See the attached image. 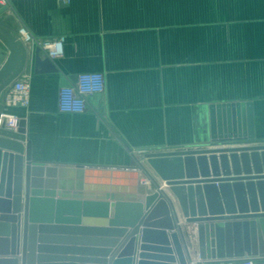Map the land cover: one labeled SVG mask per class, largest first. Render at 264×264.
Instances as JSON below:
<instances>
[{
    "label": "crops",
    "instance_id": "0c3cea01",
    "mask_svg": "<svg viewBox=\"0 0 264 264\" xmlns=\"http://www.w3.org/2000/svg\"><path fill=\"white\" fill-rule=\"evenodd\" d=\"M3 7L0 17L18 37L24 28L33 38L21 75L30 81V104L9 111L27 120L34 161L132 166L140 154L264 142V0H12ZM58 38L65 40L63 57L51 59L58 71L36 74L35 49ZM7 55L0 42V66ZM85 72L104 73L105 92L90 96L84 113L60 112V88ZM2 157L0 150V175ZM147 169L153 193L163 181ZM168 194L187 256L199 259L197 225ZM76 236L78 248L99 246L84 241L96 232ZM88 250L62 256L99 258Z\"/></svg>",
    "mask_w": 264,
    "mask_h": 264
},
{
    "label": "water",
    "instance_id": "95a60500",
    "mask_svg": "<svg viewBox=\"0 0 264 264\" xmlns=\"http://www.w3.org/2000/svg\"><path fill=\"white\" fill-rule=\"evenodd\" d=\"M0 42L8 50L0 66L1 115L7 92L25 70L28 48L1 17ZM34 63L36 74L58 71L40 47ZM26 134V119L14 133L0 127V264H133L137 241L135 264H188L168 192L186 223L197 225L201 260L233 264L264 258L263 141L147 153L148 165L163 181L149 193L151 174L141 162L90 167L37 162ZM80 232L98 233L84 239L98 248H78ZM87 249L99 258L62 256Z\"/></svg>",
    "mask_w": 264,
    "mask_h": 264
},
{
    "label": "built area",
    "instance_id": "2783aa9c",
    "mask_svg": "<svg viewBox=\"0 0 264 264\" xmlns=\"http://www.w3.org/2000/svg\"><path fill=\"white\" fill-rule=\"evenodd\" d=\"M12 0H0V6H8ZM69 3L70 0H61ZM21 40L29 43L32 36L23 28L20 30ZM64 38L40 42V48L47 57L52 60L63 57L65 52ZM106 89V79L102 72H85L77 76L72 84L63 86L58 93V109L62 113L81 114L87 111L90 96L102 94ZM30 104V81L28 78L19 77L10 87L4 99V109L0 115V127L3 125L7 130L16 131L20 117L9 111L10 108H27ZM188 264H219L218 262H207L200 258H188ZM225 264V263H223ZM233 264H264V258L245 257Z\"/></svg>",
    "mask_w": 264,
    "mask_h": 264
},
{
    "label": "rangeland",
    "instance_id": "374dc122",
    "mask_svg": "<svg viewBox=\"0 0 264 264\" xmlns=\"http://www.w3.org/2000/svg\"><path fill=\"white\" fill-rule=\"evenodd\" d=\"M139 158L141 159V164L144 166V167H148V163H147V160L145 159V155H139Z\"/></svg>",
    "mask_w": 264,
    "mask_h": 264
}]
</instances>
